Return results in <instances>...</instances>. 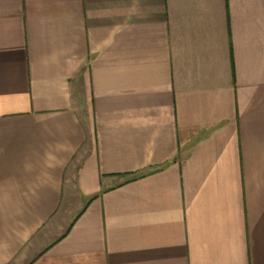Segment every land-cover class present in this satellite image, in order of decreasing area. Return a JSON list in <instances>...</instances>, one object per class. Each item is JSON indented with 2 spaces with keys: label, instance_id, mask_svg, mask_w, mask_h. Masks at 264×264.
<instances>
[{
  "label": "crops",
  "instance_id": "1",
  "mask_svg": "<svg viewBox=\"0 0 264 264\" xmlns=\"http://www.w3.org/2000/svg\"><path fill=\"white\" fill-rule=\"evenodd\" d=\"M0 264H264V0H0Z\"/></svg>",
  "mask_w": 264,
  "mask_h": 264
}]
</instances>
